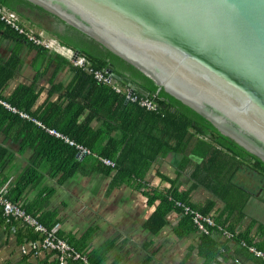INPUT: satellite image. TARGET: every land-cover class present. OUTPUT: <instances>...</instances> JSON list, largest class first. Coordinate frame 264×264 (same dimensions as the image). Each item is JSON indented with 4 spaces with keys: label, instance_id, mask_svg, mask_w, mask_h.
<instances>
[{
    "label": "crops",
    "instance_id": "crops-1",
    "mask_svg": "<svg viewBox=\"0 0 264 264\" xmlns=\"http://www.w3.org/2000/svg\"><path fill=\"white\" fill-rule=\"evenodd\" d=\"M19 15L37 32L64 42ZM0 93L48 128H83L101 155L121 148L116 168L93 156H79L71 147L73 155L61 154L35 123L18 115L17 121L7 109L9 113L0 110V193L20 202L47 227L57 226V235L93 264H264L242 246L245 242L264 254V203L254 188L264 178L261 172L242 165L234 167L230 179L210 176V156L199 155L206 150L202 136L178 152L150 116H128L125 121L119 111L115 121L96 115L85 106L92 95L89 81L61 56L33 47L5 25L0 27ZM163 140L169 149L161 151ZM129 148L135 149L129 168L139 174L127 177L118 159L128 158ZM229 184L234 186L230 192L218 188ZM169 196L197 209L211 204L207 215L244 238L229 239L218 230L201 234ZM37 237L22 224H6L0 217V264H58L53 252L22 255V246L29 250Z\"/></svg>",
    "mask_w": 264,
    "mask_h": 264
},
{
    "label": "water",
    "instance_id": "water-1",
    "mask_svg": "<svg viewBox=\"0 0 264 264\" xmlns=\"http://www.w3.org/2000/svg\"><path fill=\"white\" fill-rule=\"evenodd\" d=\"M26 1L41 9L17 13L73 29L264 162V0ZM254 188L264 203V178Z\"/></svg>",
    "mask_w": 264,
    "mask_h": 264
},
{
    "label": "trees",
    "instance_id": "trees-1",
    "mask_svg": "<svg viewBox=\"0 0 264 264\" xmlns=\"http://www.w3.org/2000/svg\"><path fill=\"white\" fill-rule=\"evenodd\" d=\"M0 4L13 11H16L17 7L20 5H28L32 8L41 9L32 5L26 0H0ZM1 26L4 25L0 23V27ZM10 30L11 29H9V31ZM68 30L72 33L67 34V39H64V42H60L62 45L71 50L79 52L81 56L87 58L88 61H91L96 67L112 70L115 74L128 82L135 89L136 93L141 96L155 99L159 108L161 109V113L158 114L148 111L146 112L138 106L128 103L124 98L119 97L110 89L98 86L92 78L87 77L78 71V73L81 74L85 80L89 81L90 85L92 86V95L87 97L89 104L85 106L92 108L96 115L111 118L115 121L118 118L120 113L119 111H123L122 116L123 118L126 117L125 121L127 120L128 116L129 118H133L142 114L150 116L157 122V126H162L166 130L163 132L166 136V142L173 143V145L176 143L175 150H178V152L186 151L188 145H190L191 141L196 137V135L202 136V146L205 147L206 150L199 152V155L203 158L210 156L211 166L208 169L210 176H219L220 174H223L230 179L233 175L234 167H240L244 163L250 165L254 171H259L264 174V162L262 160L239 146L238 143L232 138L220 134L210 122L203 118L202 115L197 113L192 108L182 104L180 101L170 97L165 92H160L158 86L151 79L144 76L122 59L102 50L94 43L87 42V40H84L73 29L68 28ZM11 32L17 35L14 31L11 30ZM117 104V108H114V106ZM13 106L17 107L18 109L21 108L19 105H17V103H13ZM0 110L4 113H9L2 106H0ZM13 117H15V120L17 121L21 120L17 115H13ZM72 126L73 125L67 127V130L62 129L60 132L75 140L77 143H79V145L89 146L90 149L102 157L110 158L112 160L116 159V156L120 152L121 148L113 147L101 155L98 153V149L93 146V142L90 141L87 136H84V132H82L83 128L77 132L78 130H74ZM130 128L131 123H129V127L126 131L128 135ZM192 131H194V133ZM40 133L45 138H47L53 146L57 147L59 153H69L70 155L75 153L73 149L69 148L68 146H64L62 142L56 140L53 137L47 136V134H44L41 131ZM166 142L164 140L161 142V148L159 150L163 151L165 148L169 149V147L166 145ZM158 143H160V141H158ZM1 153L2 155L5 154L3 151ZM134 154L135 149L129 148L127 155L128 158L118 159V168L120 169L121 174L127 177L132 174H139L138 170L131 171L129 168V165L131 164V158L134 156ZM137 167H139V165ZM57 168L60 169L59 165ZM218 185L220 186L219 182ZM233 187L234 186L232 184H229L224 188H218L222 190L225 189V191L230 192ZM172 194L176 198L182 200L186 199L185 197L179 196L176 193ZM165 202L169 203L167 198L165 199ZM211 206L212 205L210 204L208 207L201 208L199 210L207 215L211 212ZM243 238L244 237L242 235L239 236V240H242ZM34 240H36V238L32 241Z\"/></svg>",
    "mask_w": 264,
    "mask_h": 264
},
{
    "label": "built area",
    "instance_id": "built-area-1",
    "mask_svg": "<svg viewBox=\"0 0 264 264\" xmlns=\"http://www.w3.org/2000/svg\"><path fill=\"white\" fill-rule=\"evenodd\" d=\"M0 22L14 31L18 36L24 38L26 42L33 47L44 49L61 56L69 62L75 70L92 78L95 83L110 88L116 95L121 96L128 103L134 104L148 112L161 113V109L155 99L139 95L133 87L125 85L116 79L112 72H110V69L96 67L91 61H88L87 58L77 55L76 51L62 44L61 46L57 42V39L45 36L32 29L22 20L21 16L16 11H12L2 4H0ZM0 105L10 113L35 123L45 134L62 142L64 146L73 148L79 156H93L109 167H117V162L115 160L102 157L88 146L79 145V143L67 135L53 128L46 127L37 118L18 109L1 97ZM168 199L172 205L181 212L183 217L192 221L201 234L211 236L213 231L218 230L229 239L235 238L234 233L218 225L213 217L202 213L191 204L177 200L172 196H169ZM0 217L6 224L18 222L25 228L31 229L38 236L36 240L31 242L29 250L26 249V246H22L21 253L23 256L33 254V256L38 257L42 252H53L57 255L58 264H93L87 256L75 252L64 239L57 235V226H55L54 229L47 227L36 216L29 214L20 202L11 201L2 193H0ZM242 246L256 258L264 260V254L254 248V246H250L245 242H242Z\"/></svg>",
    "mask_w": 264,
    "mask_h": 264
},
{
    "label": "rangeland",
    "instance_id": "rangeland-1",
    "mask_svg": "<svg viewBox=\"0 0 264 264\" xmlns=\"http://www.w3.org/2000/svg\"><path fill=\"white\" fill-rule=\"evenodd\" d=\"M243 166H245L250 172H253V171H252L253 168L250 167V165H248L247 163H244ZM217 223H218V225L222 226L224 229L228 230L224 224H222V223H220V222H217ZM228 231H229V230H228ZM230 232H231V231H230ZM232 233L235 234V237L239 238V234H237L236 232H232Z\"/></svg>",
    "mask_w": 264,
    "mask_h": 264
},
{
    "label": "flooded vegetation",
    "instance_id": "flooded-vegetation-1",
    "mask_svg": "<svg viewBox=\"0 0 264 264\" xmlns=\"http://www.w3.org/2000/svg\"><path fill=\"white\" fill-rule=\"evenodd\" d=\"M67 30H68V28H67ZM72 32H70L69 30L67 31V34H71Z\"/></svg>",
    "mask_w": 264,
    "mask_h": 264
},
{
    "label": "bare ground",
    "instance_id": "bare-ground-1",
    "mask_svg": "<svg viewBox=\"0 0 264 264\" xmlns=\"http://www.w3.org/2000/svg\"><path fill=\"white\" fill-rule=\"evenodd\" d=\"M6 7V6H5ZM7 8V7H6ZM9 9V8H8ZM11 10V9H10ZM13 11V10H12Z\"/></svg>",
    "mask_w": 264,
    "mask_h": 264
},
{
    "label": "clouds",
    "instance_id": "clouds-1",
    "mask_svg": "<svg viewBox=\"0 0 264 264\" xmlns=\"http://www.w3.org/2000/svg\"><path fill=\"white\" fill-rule=\"evenodd\" d=\"M49 37V36H48ZM51 38H53V37H51Z\"/></svg>",
    "mask_w": 264,
    "mask_h": 264
}]
</instances>
